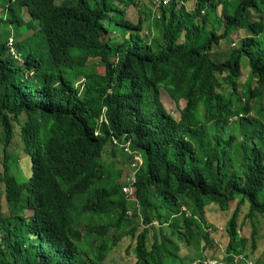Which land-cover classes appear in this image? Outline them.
<instances>
[{
    "label": "trees",
    "instance_id": "trees-1",
    "mask_svg": "<svg viewBox=\"0 0 264 264\" xmlns=\"http://www.w3.org/2000/svg\"><path fill=\"white\" fill-rule=\"evenodd\" d=\"M185 2H160L153 18L146 7L134 22L135 0H0V264L248 260L240 214L246 207L253 240V218H264V0L232 12L226 0ZM238 29V47L214 59ZM15 138L26 172L9 150ZM109 144L132 160L127 175L103 158ZM230 203L219 257L175 249L216 247L206 209Z\"/></svg>",
    "mask_w": 264,
    "mask_h": 264
},
{
    "label": "rangeland",
    "instance_id": "rangeland-1",
    "mask_svg": "<svg viewBox=\"0 0 264 264\" xmlns=\"http://www.w3.org/2000/svg\"><path fill=\"white\" fill-rule=\"evenodd\" d=\"M154 1L155 0H135V4L131 3L127 7V10H126L127 17H129L131 20L136 22L139 16L144 15V12L146 11V7H147V9H150L151 18H153L155 16V13H157L156 9L159 8V7H155ZM237 2H238V0H226V6L225 7H226L227 11L232 12V10H233V8ZM190 3H191V0H187V2H185V5L188 9L190 8V6H189ZM219 11H220V8H219ZM256 17H257L256 14L252 12V18H256ZM28 19H29L28 15H25L24 20L27 21ZM147 23H148V21H144V27L141 30L142 34L147 33L146 32L147 31ZM30 31L31 30H29L25 34L27 35L28 33H30ZM153 32H156V31H153ZM220 32H221L220 29L215 31L216 34L220 33ZM153 35H156V33H153ZM245 35H247V32L245 31V29L234 30L229 36H227L224 39H221L217 44H215L212 47L211 56L214 59H217V58L219 60L225 59L228 56L229 51L231 49L238 47L239 40L242 37H244ZM156 38H158L157 35H156ZM99 69H101V68L99 67ZM247 76H248V67H247L246 63L243 62L242 77H241L240 81L243 82ZM160 98H161V101L163 102L165 108L167 109V111L173 117L178 119L179 118V109H178L176 103L169 97V95L165 89H161ZM263 103H264V100H263ZM179 105L182 107L184 105V100H180ZM110 148H112V146L110 144L105 147V150L103 153V158L109 162L110 161L113 162L116 167H120L122 169V173L124 175H127L129 172V170H128L129 165L130 164L132 165V160H130V159L125 160L123 155L117 149L115 150V152H116L115 156L110 155V153H109ZM9 150H10V152L18 153V157L20 159L21 166L23 165L22 169H24V172H26L28 169L27 164H28L29 159H28V156L23 152V150L21 148V144L19 143V140L17 138H15V144L12 145L9 148ZM1 158H2V151H1V146H0V159ZM136 159H138V157ZM139 162H141V159H139ZM1 170H2V165L0 162V171ZM129 178H131V177L126 176V177L122 178V181L125 180L127 183H129L130 182ZM149 195L151 197H153L154 196V190L151 189L149 191ZM130 199L131 200H129L130 201L129 203H133L134 198H130ZM1 204L2 205L4 204L3 198H2ZM234 207H235V203H230L229 209L226 211H222V210H219L217 208V206L214 204H210L207 206L206 213H205L207 223L204 224V226L209 227L208 230L210 232V236L213 237L214 242L217 244L216 247H213L212 249L207 248L206 250H201V249H199L198 246H195V245H197L195 243H193L192 245H184V244H181L179 241H175L176 244H178L175 247V249H177L181 255H185L186 257H194L200 251H201L200 252L201 255H208L210 250H212L210 253H212V254L215 253L216 257H219V255L222 254L221 251H223L225 249V246L228 242V235L226 234V231H225V224H226L232 210L234 209ZM245 212H246V207L243 208V211L240 214L239 222H242V224H241V227L239 228V234L241 236L247 238V242H246V246H245V252H246V254H248V256L246 257V260L248 259L247 260L248 262L242 260L240 262V264H262V262L264 261V218L260 214H257V216L255 218H253V224L256 227L255 238L253 240L251 238L252 225L250 223V220L244 218ZM25 213L29 214L30 211L26 210ZM140 220H141V218L139 216L137 218H133L131 221L132 222L131 224L139 223ZM128 227H129V225H128ZM158 228H159V224L157 223V221L155 219V221L152 223V225L150 226L149 231H148V243L149 244L151 243L153 233H155L158 237H160L159 233H158ZM164 229H166V227ZM214 246H215V244H214ZM110 257H112L111 254L108 258H110ZM242 257L244 258V256H242ZM242 257H240V258H242ZM112 258H114V257H112ZM116 259H117L116 260L117 263H114V264H125L124 262H126L125 259L123 260V258L120 256H116ZM209 259H211V258H209ZM196 260H198V258H196ZM196 260L194 259V261H196ZM219 261H222V260L219 259ZM107 263H110V262L107 261ZM191 264H195V263L192 262Z\"/></svg>",
    "mask_w": 264,
    "mask_h": 264
},
{
    "label": "built area",
    "instance_id": "built-area-1",
    "mask_svg": "<svg viewBox=\"0 0 264 264\" xmlns=\"http://www.w3.org/2000/svg\"><path fill=\"white\" fill-rule=\"evenodd\" d=\"M167 1H168V0H162V3L165 4ZM125 150H128V147H126ZM129 179H130V182H133V177H131V178H129ZM125 190L128 191V192H130V193L132 192V188L129 187V186H127V187L125 188ZM200 262H201L200 259L194 261V263H200ZM202 262H203V264H224L223 261H219V260H217V259H206L205 261L202 260ZM200 264H201V263H200Z\"/></svg>",
    "mask_w": 264,
    "mask_h": 264
},
{
    "label": "clouds",
    "instance_id": "clouds-1",
    "mask_svg": "<svg viewBox=\"0 0 264 264\" xmlns=\"http://www.w3.org/2000/svg\"><path fill=\"white\" fill-rule=\"evenodd\" d=\"M160 2L162 3V0H155V1H154V5H156V4L160 3ZM165 4H166V3H165ZM128 145H129V143H127V147H128ZM126 151H129V150H126ZM136 158H137V157H135V159H136ZM133 164H134V163H133ZM130 177H133V176H130ZM129 183H132V182H129ZM129 183H128V184H129ZM126 187H127V186H125V188H126Z\"/></svg>",
    "mask_w": 264,
    "mask_h": 264
}]
</instances>
